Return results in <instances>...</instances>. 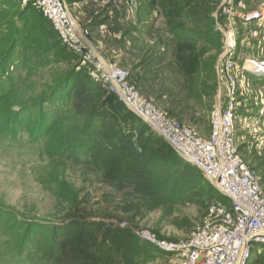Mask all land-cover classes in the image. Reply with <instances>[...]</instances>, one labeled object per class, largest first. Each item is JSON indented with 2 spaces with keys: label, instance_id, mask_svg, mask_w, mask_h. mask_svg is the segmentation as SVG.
<instances>
[{
  "label": "rangeland",
  "instance_id": "1",
  "mask_svg": "<svg viewBox=\"0 0 264 264\" xmlns=\"http://www.w3.org/2000/svg\"><path fill=\"white\" fill-rule=\"evenodd\" d=\"M62 2L86 61L27 0H0V264H176L157 244L228 200L104 91L93 58L207 137L229 99V44L233 63L264 62L261 22L241 17L264 0ZM234 97L237 150L264 189V76L237 79Z\"/></svg>",
  "mask_w": 264,
  "mask_h": 264
},
{
  "label": "built area",
  "instance_id": "2",
  "mask_svg": "<svg viewBox=\"0 0 264 264\" xmlns=\"http://www.w3.org/2000/svg\"><path fill=\"white\" fill-rule=\"evenodd\" d=\"M27 1L50 21L61 43L70 52L78 53L84 61L89 59L85 43L76 32L62 0ZM241 17L247 21H260L264 28V7ZM234 45L231 42L229 46L233 47L223 56V60L227 58L223 70L232 69L230 87L227 83L225 88L229 99L223 108L218 106L213 110L207 137H202L193 126L167 116L148 101L129 82L127 70L93 58V74L104 91L115 95L228 200L212 198L203 222L186 240L177 244H157L160 249L177 255L176 264H254L264 254V189L259 177L237 150L236 118L241 105L234 97L236 80L247 78V70L264 75V62L254 60L242 66L233 63Z\"/></svg>",
  "mask_w": 264,
  "mask_h": 264
},
{
  "label": "bare ground",
  "instance_id": "3",
  "mask_svg": "<svg viewBox=\"0 0 264 264\" xmlns=\"http://www.w3.org/2000/svg\"><path fill=\"white\" fill-rule=\"evenodd\" d=\"M247 72H248L247 75L252 74V75H255V76H264V75L258 73L257 71H253V70H247Z\"/></svg>",
  "mask_w": 264,
  "mask_h": 264
},
{
  "label": "trees",
  "instance_id": "4",
  "mask_svg": "<svg viewBox=\"0 0 264 264\" xmlns=\"http://www.w3.org/2000/svg\"><path fill=\"white\" fill-rule=\"evenodd\" d=\"M115 97V96H114ZM118 103H120L121 105H123L121 102H118ZM123 107H125L124 105H123ZM126 108V107H125ZM127 109V108H126ZM128 110V109H127ZM130 111V110H129ZM264 256V254H262V255H260L256 260H255V264L259 261V260H261L262 259V257Z\"/></svg>",
  "mask_w": 264,
  "mask_h": 264
}]
</instances>
